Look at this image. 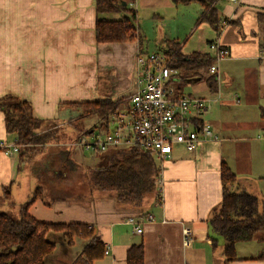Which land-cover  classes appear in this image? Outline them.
I'll list each match as a JSON object with an SVG mask.
<instances>
[{
  "label": "crops",
  "instance_id": "crops-1",
  "mask_svg": "<svg viewBox=\"0 0 264 264\" xmlns=\"http://www.w3.org/2000/svg\"><path fill=\"white\" fill-rule=\"evenodd\" d=\"M117 1L127 7L133 0ZM212 1L218 21L226 20L227 26L215 30L196 22L195 29H189L192 39L187 37L183 44L178 38L160 40L162 50L151 53L165 54L169 49L161 42H175L184 57L207 55L212 64L218 47L229 51L216 76L203 77V69L197 74L180 72L172 86L175 97L219 96L200 121L210 125L216 140H201L191 152L173 145L170 158L158 164L161 200L139 215L95 191L86 201L73 196L72 176L79 167L71 154L78 150L66 149L80 137L91 136L86 131L71 136L66 124L78 115L71 105L110 101L119 104L118 109L127 106L137 89L138 43H97L95 0H0V99L13 96L28 103L32 117L46 123L49 135L42 144L18 145L15 135L6 132L0 111V142L18 149L11 155L0 150V196L10 200L9 213L19 217V208L40 189L29 215L45 223L92 228L110 247L109 256L94 264H126L127 250L140 242L144 264H224L221 249L212 252L208 226L222 200L223 164L236 179L231 191L256 197L264 208V143L259 140L264 133V32L258 23L264 0ZM163 2L174 10L178 33L190 4H199L196 15L202 11L199 1L183 6ZM102 17L116 20L122 14ZM52 143H65L66 150L45 155L44 147ZM132 217L141 224V235L128 224ZM185 230L192 235L188 246L183 244ZM77 242L72 249L77 246L80 252L82 244ZM62 248L68 249L58 240L55 253ZM235 250L236 259L227 264H264V230L250 242L236 244Z\"/></svg>",
  "mask_w": 264,
  "mask_h": 264
},
{
  "label": "trees",
  "instance_id": "trees-1",
  "mask_svg": "<svg viewBox=\"0 0 264 264\" xmlns=\"http://www.w3.org/2000/svg\"><path fill=\"white\" fill-rule=\"evenodd\" d=\"M193 1H199L202 5L197 24L204 22L218 30L219 21L212 0H171L173 4L183 5ZM95 3L98 15L95 27L97 43L137 42L143 52V39L138 35L136 13L131 11L129 15H124L126 7L116 0H95ZM118 13L122 14L121 19L108 20L102 17ZM258 23L264 32V14L258 15ZM166 45L169 49L167 55L173 51L178 53V60L171 67L179 70V73L197 74L198 70L206 71L211 64L207 55L192 54L184 57L175 42L168 41ZM261 50L264 51V37ZM118 105L110 101H97L70 107L77 111L75 122L95 117L100 123L96 129L91 130L105 132L108 130V118L118 109ZM0 111L4 115L6 132L15 135L18 145L42 144L49 137L46 123L32 117L28 103L7 96L0 99ZM158 174V163L150 154L135 148L117 149L101 157L97 167L90 170L87 180L92 190L108 193L121 208L145 215L147 206L155 203L159 197L155 184ZM221 181L222 200L208 220V226L212 252L215 254L221 249L219 254L224 264H227L236 259V244L250 242L256 233L264 230V208H260L256 197L231 191L236 179L225 164L221 169ZM40 197L41 191L36 189L32 197L19 208L18 221L8 214L0 213V264H46L48 258L54 255L58 240L68 249H72L77 241L82 244L72 264H94L105 257L104 243L88 225L52 224L31 217L29 208ZM126 264H144L142 242L127 250Z\"/></svg>",
  "mask_w": 264,
  "mask_h": 264
},
{
  "label": "built area",
  "instance_id": "built-area-1",
  "mask_svg": "<svg viewBox=\"0 0 264 264\" xmlns=\"http://www.w3.org/2000/svg\"><path fill=\"white\" fill-rule=\"evenodd\" d=\"M236 3V0H232ZM228 25L226 20L219 22V27ZM177 51L169 55L136 53L134 73L137 76V89L128 98L127 106L117 109L107 121V131L92 136H82L71 143L67 149H79L81 152L105 153L112 149H138L154 157L161 164L171 156L173 145H180L185 150L194 151L201 140L213 139V131L209 124L201 123V117L212 103L220 101L218 95L204 100L187 96L173 95L174 83L179 81V70L173 69L177 62ZM225 48L216 49L213 63L204 71L203 77L216 76L220 62L229 58ZM264 143V133L259 136ZM0 150L5 155L17 153L16 146H8L0 142ZM159 167L158 178L155 182L160 194L162 181ZM160 195L157 202H159ZM146 221L151 217H144ZM138 235L143 233L140 223L132 217L127 220ZM192 241L188 230L184 231V246ZM104 256H109V244H104Z\"/></svg>",
  "mask_w": 264,
  "mask_h": 264
},
{
  "label": "rangeland",
  "instance_id": "rangeland-1",
  "mask_svg": "<svg viewBox=\"0 0 264 264\" xmlns=\"http://www.w3.org/2000/svg\"><path fill=\"white\" fill-rule=\"evenodd\" d=\"M168 3H170L169 0H167V4ZM180 5L181 4H179L178 6ZM190 7L191 8L189 12L185 14L182 27L180 26L178 27L180 34L178 33L177 25L175 24L176 17L174 15V10L167 8L163 0L130 1L126 7L127 11L124 12L123 14L129 15L131 11L136 12L138 35L139 37L141 36L143 39V47H144L143 52L151 53L157 51L159 52V50H162L158 44L160 40L178 38L180 39V43L183 44L184 40L187 37L189 39H192L189 36V29L190 28L195 29L197 19L200 16V14L196 15V11H198L200 7L199 4L196 2L190 4ZM183 34H185L186 36H183ZM160 46H163L162 48H165L166 47L165 41H162ZM123 108L124 105L119 109H123ZM72 120H75L74 117L69 121ZM99 123H100L99 119L92 117L90 119H84L77 122L67 123L66 126L67 125L70 126V128L68 129L70 131L71 136L77 138L76 137L78 133L77 131H79L80 135H82L85 131L88 132L91 129L94 128L96 129ZM64 144L65 143H52L48 145L46 148L44 147L43 152L45 153V155H47L50 154L51 152L59 151L60 149L66 150L68 147L64 149L63 148L65 146ZM117 149L119 148L112 149L107 152L109 154L110 152ZM75 150L78 151L73 152L71 155H72V159L78 163L79 168H78V172L72 176L73 184L71 185V188L74 190L75 193L73 196L78 197L83 201L84 200L86 201V199H89V194H92V192L95 191L96 196L99 197L103 196L109 198L110 196H108V193L92 190L90 188L91 185H89L90 183H88L89 181L87 180L90 170L97 167L98 163L101 162V157L105 155L107 152L91 153V152H79L80 151L79 149H75ZM6 196H7L6 194L2 198L0 196L1 198L0 213H4V214L7 213L13 218V220L18 221L19 217H17V215H13L12 213H9L11 210V205L9 203L10 200L5 199ZM5 207H9V209H5ZM77 243L79 245V241ZM79 253L80 252L78 251L77 246L72 250L63 249V248L59 249V251H57L55 255L48 260L47 264H72V262L78 257Z\"/></svg>",
  "mask_w": 264,
  "mask_h": 264
},
{
  "label": "bare ground",
  "instance_id": "bare-ground-1",
  "mask_svg": "<svg viewBox=\"0 0 264 264\" xmlns=\"http://www.w3.org/2000/svg\"><path fill=\"white\" fill-rule=\"evenodd\" d=\"M94 134H95L94 132H90V133H89V135H91V136L94 135Z\"/></svg>",
  "mask_w": 264,
  "mask_h": 264
}]
</instances>
